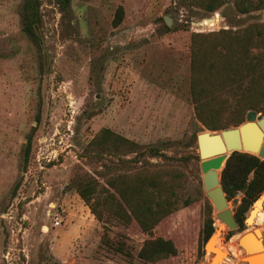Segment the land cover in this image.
I'll list each match as a JSON object with an SVG mask.
<instances>
[{"label":"rangeland","instance_id":"obj_1","mask_svg":"<svg viewBox=\"0 0 264 264\" xmlns=\"http://www.w3.org/2000/svg\"><path fill=\"white\" fill-rule=\"evenodd\" d=\"M23 2L0 0V264H152L137 256L144 240L137 227L105 211L99 221L77 193L80 183L140 169L160 171L171 185V212L160 225L186 250L157 264H209L195 248L206 201L212 204L193 158L196 135L207 127L191 100V36L223 29L242 36L264 25V0L248 13L235 0L213 12L196 0H69L65 7L40 0L34 35L24 30ZM118 6L124 18L114 27ZM231 83L218 95L234 104L241 88ZM231 116L225 110L219 124L234 126ZM106 128L137 144H93ZM147 145L171 158L138 162ZM242 196L228 200L234 213ZM211 216L215 245L224 249L215 263L248 264L240 230L228 229L213 206ZM105 228L124 251L102 243ZM253 228L264 241V209L244 223Z\"/></svg>","mask_w":264,"mask_h":264},{"label":"trees","instance_id":"obj_2","mask_svg":"<svg viewBox=\"0 0 264 264\" xmlns=\"http://www.w3.org/2000/svg\"><path fill=\"white\" fill-rule=\"evenodd\" d=\"M196 1L205 10L213 12L222 7L226 0ZM262 1L235 0V5L240 12L248 13L260 9ZM68 2L61 0L63 7ZM39 8L40 0L23 2V26L29 35H34L41 23ZM123 18L124 8L118 6L112 25L117 27ZM243 31L247 33L242 36L234 35L227 29L191 36V100L197 119L208 129L227 128L228 125L219 124L225 110H230L233 117L229 119V124L234 126L244 121L248 110L264 112V105L261 104L264 103V25H253ZM252 49L258 51L252 52ZM244 79L248 80V84L242 87ZM231 82L238 83L237 88H241L234 104L218 95L223 89H228ZM91 142L104 148L137 144L108 128L103 129ZM29 152L30 144L27 146L26 159ZM136 154L140 159L138 162L155 157L171 158L155 145H147ZM193 158L197 160L198 155H193ZM221 185L228 200L238 193L243 194L235 218L239 230H244L246 214L264 191V160L251 153L232 152L221 172ZM77 193L99 221H103L105 211L141 231L144 240L137 256L144 262L157 264L169 258L181 257L186 251L173 237L166 235L160 225L167 223L172 194L171 185L160 171L140 169L122 173L109 178L105 184L86 181L77 185ZM100 205L105 209L100 210ZM211 214L212 206L206 201L207 217L195 240L197 255L205 253V243L215 230ZM102 243L124 251V243H115L110 239L107 228Z\"/></svg>","mask_w":264,"mask_h":264},{"label":"water","instance_id":"obj_3","mask_svg":"<svg viewBox=\"0 0 264 264\" xmlns=\"http://www.w3.org/2000/svg\"><path fill=\"white\" fill-rule=\"evenodd\" d=\"M164 20L168 26L172 25L171 19L168 17H164ZM209 20H213V18H207V21ZM196 143L206 196L217 212L218 219L223 221L230 230L239 229L235 213L228 207V199L221 185V172L226 160L234 151L251 153L264 160V115L253 109L248 110L245 120L239 125L220 130L206 128V130L196 135ZM263 196L264 191L248 212L244 220L246 225L253 222L259 210L264 209ZM238 234H240L238 244L246 257L264 250V242L262 244L260 241L261 238L263 240V237L259 229H244L239 231ZM215 235L216 231L206 241L205 252L219 258L222 253L219 254L212 244ZM249 236L256 237L257 243L255 245L244 242ZM246 260L248 264H253L249 258ZM261 264H264V259Z\"/></svg>","mask_w":264,"mask_h":264},{"label":"bare ground","instance_id":"obj_4","mask_svg":"<svg viewBox=\"0 0 264 264\" xmlns=\"http://www.w3.org/2000/svg\"><path fill=\"white\" fill-rule=\"evenodd\" d=\"M213 18V20H215V17H212ZM213 20H209V21H207V19H204V20H202V24H206V22L207 23H210L211 21H213ZM263 198H264V196H263ZM262 199V198H261ZM216 212V211H215ZM262 211H258L257 212V216L261 213ZM216 214H217V212H216ZM256 216V215H255ZM256 216V217H257ZM255 217V218H256ZM222 223H224L223 221H222ZM225 224V223H224ZM215 237V236H214ZM261 243L263 244V240H262V238H261ZM245 243H249V244H252V245H255L256 243H257V239H256V237L255 236H249L248 238H246V240L244 241ZM212 244H213V247H214V249H216V250H218V252H219V254L220 253H222V255H223V253H224V249H222V248H220L219 246H216L215 245V238H214V240H213V242H212ZM231 249V248H230ZM233 249V248H232ZM221 255V256H222ZM251 261H252V263L253 264H261V261L264 259V250L262 251V252H257V253H255V254H251L250 256H247ZM206 259H208V261H209V264H219V263H221V261L219 262L218 260L220 259V257L218 258L217 256L216 257H213V255L212 254H209V252L206 254ZM216 261H218L217 263H215Z\"/></svg>","mask_w":264,"mask_h":264},{"label":"built area","instance_id":"obj_5","mask_svg":"<svg viewBox=\"0 0 264 264\" xmlns=\"http://www.w3.org/2000/svg\"><path fill=\"white\" fill-rule=\"evenodd\" d=\"M61 224V221L59 220L58 216L54 217V222H53V226L57 227Z\"/></svg>","mask_w":264,"mask_h":264},{"label":"crops","instance_id":"obj_6","mask_svg":"<svg viewBox=\"0 0 264 264\" xmlns=\"http://www.w3.org/2000/svg\"><path fill=\"white\" fill-rule=\"evenodd\" d=\"M60 226V225H59ZM53 227H55V226H53ZM58 227V226H57ZM43 228H45L46 230H48V226H44Z\"/></svg>","mask_w":264,"mask_h":264}]
</instances>
